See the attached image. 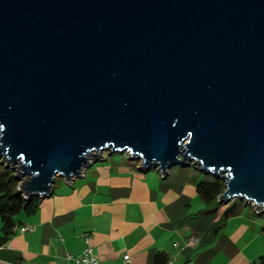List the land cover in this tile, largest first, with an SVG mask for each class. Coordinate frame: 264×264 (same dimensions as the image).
I'll use <instances>...</instances> for the list:
<instances>
[{
    "label": "water",
    "instance_id": "1",
    "mask_svg": "<svg viewBox=\"0 0 264 264\" xmlns=\"http://www.w3.org/2000/svg\"><path fill=\"white\" fill-rule=\"evenodd\" d=\"M105 154L264 212V0H0V159L49 197Z\"/></svg>",
    "mask_w": 264,
    "mask_h": 264
},
{
    "label": "crops",
    "instance_id": "2",
    "mask_svg": "<svg viewBox=\"0 0 264 264\" xmlns=\"http://www.w3.org/2000/svg\"><path fill=\"white\" fill-rule=\"evenodd\" d=\"M119 155L105 154L71 184L56 180L36 213L17 217L0 264H74L65 256L81 254L85 238L110 264H124L126 255L130 264H258L264 256V223L251 206L222 221L223 208L212 213L216 206L198 194L195 182L204 176L196 168L175 166L163 176ZM191 236L197 246L181 249Z\"/></svg>",
    "mask_w": 264,
    "mask_h": 264
},
{
    "label": "trees",
    "instance_id": "3",
    "mask_svg": "<svg viewBox=\"0 0 264 264\" xmlns=\"http://www.w3.org/2000/svg\"><path fill=\"white\" fill-rule=\"evenodd\" d=\"M15 173L16 171L12 166H6L1 163L0 159V245L5 244L15 233L17 217L20 215L30 216L36 213L42 200L39 197L25 198L18 191L20 181L16 178ZM204 178L198 180L195 184L204 204L206 206H216V209L211 212L217 213L220 208H223L220 215L222 221L240 215L245 205L243 202L238 201L229 204L218 202L219 196L224 192L223 181L211 176L208 178L204 176ZM258 264H264V256L258 259Z\"/></svg>",
    "mask_w": 264,
    "mask_h": 264
},
{
    "label": "built area",
    "instance_id": "4",
    "mask_svg": "<svg viewBox=\"0 0 264 264\" xmlns=\"http://www.w3.org/2000/svg\"><path fill=\"white\" fill-rule=\"evenodd\" d=\"M18 230L21 233H24L27 231H33L34 228L30 226H20L18 227ZM85 243L86 246L82 250L81 254H79L78 256H72L71 254H66L65 260L72 261L74 264H110V263L102 262L97 257L94 256L93 249L89 245L87 238H85ZM197 244H198V238L196 236H191L185 241L181 249H193L197 246ZM124 264H130V257L128 255L124 257ZM168 264H172V263H168ZM185 264H194V262L187 261Z\"/></svg>",
    "mask_w": 264,
    "mask_h": 264
},
{
    "label": "rangeland",
    "instance_id": "5",
    "mask_svg": "<svg viewBox=\"0 0 264 264\" xmlns=\"http://www.w3.org/2000/svg\"><path fill=\"white\" fill-rule=\"evenodd\" d=\"M114 156H116V157H121L119 154H114ZM190 167H192V166H190ZM192 168H193V167H192ZM203 175H204V174H203ZM204 176H206V175H204ZM208 177H210V176H206V178H208ZM238 201L244 203V201H241V200H231V201L227 202L226 204H229V203H231V202H238ZM245 206H247V205H245ZM247 208H249V207H247ZM252 209H253V208H252ZM257 215H258V219H259V220H263L262 223H264V212H261V213H259V214H257ZM263 225H264V224H263Z\"/></svg>",
    "mask_w": 264,
    "mask_h": 264
}]
</instances>
